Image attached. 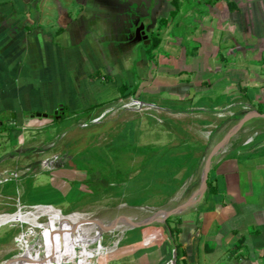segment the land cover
<instances>
[{
	"label": "crops",
	"instance_id": "1",
	"mask_svg": "<svg viewBox=\"0 0 264 264\" xmlns=\"http://www.w3.org/2000/svg\"><path fill=\"white\" fill-rule=\"evenodd\" d=\"M232 2L234 7L227 9V18L217 16L225 24L222 28L231 33L225 32L222 37L212 27L201 29L200 38L193 39L201 44L197 43L199 57L192 55L196 45L189 48L190 52L178 49L175 54L164 41L154 37L151 43V38L143 41L144 32L134 36L125 28L126 20L116 17L101 0H0V151L16 150L11 155L6 153L2 163L7 162L11 171L0 170V177L22 170L20 166L33 168L25 175L16 174L20 178L28 175L35 187L48 188L58 169L68 162L51 169L41 167L42 160L64 151L46 155L48 150L42 148L49 143L37 139L36 131L51 126L65 112L83 123L118 108L129 97L142 100L145 94L167 114L187 105L201 113L217 102L225 103L230 110L237 107L236 112L243 111L242 106H264V0ZM170 39L176 46V39L182 37ZM182 43L188 50L192 42L185 39ZM220 44L234 50V58L242 56L241 50L245 52L252 61L249 71L235 66V62L226 71L220 61H212ZM174 45L172 49L176 50ZM162 49L170 56H165ZM171 57L180 62L185 59L184 68H170ZM196 58L199 64L194 63ZM220 88L225 90L221 92ZM242 97L250 101L244 103ZM187 108L184 112L192 113ZM218 136L214 132L210 142L206 136L203 143L183 141L186 149L178 146L172 150L174 159L183 156L187 160L194 149L196 157L183 165L190 180L176 195L187 199L197 189L199 155L205 154ZM239 147L217 159L208 176L207 191L195 206L172 216L176 225L170 223L168 230L163 225H151V237L157 235L158 242L147 246L145 236L132 240L131 231L144 226L136 227L125 233L118 249L106 259L97 255L62 257L52 264H165L173 259L174 250L175 264H264V148L241 154ZM180 164L176 159L174 167ZM9 181H0V187L6 189ZM38 248L36 244L29 251Z\"/></svg>",
	"mask_w": 264,
	"mask_h": 264
},
{
	"label": "rangeland",
	"instance_id": "2",
	"mask_svg": "<svg viewBox=\"0 0 264 264\" xmlns=\"http://www.w3.org/2000/svg\"><path fill=\"white\" fill-rule=\"evenodd\" d=\"M164 1L166 3L163 13L164 22L160 25V29L156 28L152 32L151 37L156 40L159 39V42L164 41L166 47L170 46L169 48L171 49L169 51L175 54L179 52L178 49H182L181 51L187 53L191 51L189 49L191 46L196 45L198 47L199 41L195 42L193 39L200 38L201 29L204 30L205 27H212L218 33L220 31L222 37L226 35L225 32L231 33L226 28H222L225 24H222L217 19V16L221 15H226L224 18H227L226 11L230 7L226 0ZM238 1H242L244 4L246 0ZM222 10L225 12L222 13ZM204 17L207 18V21L203 19ZM170 35L172 37L180 36L182 39H176L177 45L175 46L170 39ZM185 39H188V42H192L191 45L188 44V50L182 43H185ZM170 43L175 46L176 50L172 49L173 45H170ZM199 48L192 51V55L200 57L201 51ZM164 51L168 52L167 49ZM164 51L162 49V52L166 54ZM241 52L242 56L237 55L234 58L232 55L234 50L228 47L224 49L222 44H220L218 53L214 54L212 61H220L219 65L227 69L226 71L231 69L235 62V66L246 69L248 72V67H252L249 66L252 61L245 52L242 50ZM184 53H182L181 57H185ZM165 56L169 57L170 55L167 53ZM223 56H225V59ZM174 59V57H171L170 68L171 66H177L183 69L185 59L181 60V62L178 59L176 61ZM194 63L199 64L200 62L196 58ZM220 66L218 67L220 68ZM167 67L169 68L168 64ZM182 78L184 79V77ZM244 88L248 92L249 88ZM223 89L225 90V88ZM223 89L220 88L218 90L222 92ZM242 89L243 87L240 94L243 93ZM237 92L239 90L234 95H237ZM261 93L264 94V91ZM213 95L215 97V94ZM254 95L256 94L252 95L253 101L256 100ZM148 97L151 98L145 94L141 96V99L159 107L158 103L149 102L150 99H147ZM240 101L246 103L250 100L242 97ZM213 104L215 105H211V107L218 106L216 110L210 107L200 113L196 112L194 106L190 108L187 105L184 108L179 107L176 109L178 110L177 113L169 111L170 115L163 109L137 112L119 110L116 107L105 118L86 128L79 126L81 123L79 117H73L69 112H65V115L59 120H54L51 126L49 125L45 129L36 131V137L37 139H45L48 143H53V148L48 150L46 155H52L53 152L63 153L64 151V153L70 155V160L63 168L58 169V174L54 175V181L48 185L49 189L47 187H35L34 180L30 179L28 175L21 178L20 175H17L19 182L11 178L5 185L6 189L0 187V213L15 212L18 203L23 206L44 204L47 206L40 208L62 216L73 212L89 215L93 212L109 210L126 204L130 207H161L166 205L170 199L176 196L177 191H173V188H175V185L178 187L179 182L174 181L175 178L180 179V184L182 180L181 187L189 179L184 174V172L187 173L186 167L176 170L170 166L174 162V159L168 156L171 155L172 150L178 146L184 149L185 147L181 145L183 141L203 143L206 141L204 139L208 137V142H210L209 140L214 132L220 135L233 121V115L241 113L236 112L238 111L237 107L231 110L227 109L229 106L223 102ZM259 106L261 105L249 106L251 109L248 108V111L253 108L255 110L260 109ZM186 108L192 113L184 112ZM261 108L260 110L264 112V106ZM160 113H162V116ZM260 126H263V124H252L245 128L247 133L242 134V141L252 138L253 140L251 142L248 141L249 143L243 142V145L237 150L239 153L245 154L264 148V137L262 136L263 134H260L262 131L264 133V130ZM256 134L257 136L255 137ZM11 140L14 143V139L11 138ZM234 141H232L231 145ZM2 145V149L6 148L4 143ZM7 151L2 154L0 151V170L9 169L7 162L2 163L3 159L6 153L11 155L16 150L12 147L9 149L10 152ZM204 155H199L200 168ZM167 156L169 160H167ZM19 169L22 170L16 171V173L22 172L24 167L20 166ZM31 169L33 170V168ZM10 173L6 174L9 175ZM24 177L28 178L22 179ZM196 179L198 181L194 190L198 186L200 176H197ZM6 192L11 194L8 195ZM18 193L20 195H17ZM46 221L45 218L39 220L42 223ZM175 221L174 217L167 219L168 224L176 225L177 222ZM39 229L37 225L28 224L2 225L0 227V264L9 263L17 259L26 249H28L26 254H29V250L36 245V243H32L35 242L34 239L40 234ZM152 229V226H144L131 231V239L136 240L145 236L143 241L146 242L147 246L151 245L153 241L156 243L159 238L157 235L151 237ZM95 234L85 229L69 231L64 236L65 239L63 238L62 240L60 249L63 248V251L57 260L62 257L72 258L75 256L78 259L77 257L83 258L84 256L93 255L106 259L109 254L118 249L125 235V233L123 235L113 233ZM146 236L150 238L147 239ZM29 241L31 245L27 244V247L25 244L26 242L29 243Z\"/></svg>",
	"mask_w": 264,
	"mask_h": 264
},
{
	"label": "bare ground",
	"instance_id": "3",
	"mask_svg": "<svg viewBox=\"0 0 264 264\" xmlns=\"http://www.w3.org/2000/svg\"><path fill=\"white\" fill-rule=\"evenodd\" d=\"M246 130H242L231 140L225 150L226 153L242 145V134H246ZM233 140L235 141L231 145ZM179 198L180 196L176 195L166 205L161 207H130L123 205L109 210L93 212L89 215L81 212H73L62 216L40 207L29 210L17 208L13 213H1L0 226L6 224H28L32 226L37 225L40 228V234L34 239L35 242L32 243L39 244V248L32 253L29 252L30 254L28 255H26L28 251L26 249L20 257L7 264H42L40 262L43 261L56 262L63 251V248L60 249L62 240L69 231L85 229L94 235H96L95 233L99 235L103 233L123 235L127 231L134 229L138 223L161 220L165 211L171 208ZM44 217L47 218V221L44 223L39 222Z\"/></svg>",
	"mask_w": 264,
	"mask_h": 264
},
{
	"label": "water",
	"instance_id": "4",
	"mask_svg": "<svg viewBox=\"0 0 264 264\" xmlns=\"http://www.w3.org/2000/svg\"><path fill=\"white\" fill-rule=\"evenodd\" d=\"M128 1V0H126ZM137 1V0H130ZM148 1V0H147ZM264 121V112H259L258 110L252 109V110H243L241 111V116L237 118H233V121L228 125L225 130L218 136L217 139L213 143H211L210 147L207 149L202 166L200 168V179L198 183L197 189L192 193V195L189 198H184L182 195L176 201L171 208L167 209L165 211V214L161 220L156 221H145L138 223L136 227L141 226H148V225H165L167 222V219H169L172 216H175L177 214L182 213L184 210L188 209L189 207L195 206L203 197L205 192L207 191L208 185L207 180L210 171L214 167L217 159L222 155V153L225 152V149L227 148L228 144L231 142V140L238 135L242 130H244L249 125L254 124H262ZM257 126V125H256ZM58 159L61 158V156L57 155ZM56 157H51L48 159V164H51ZM67 159H64V162H66ZM6 175H3L5 177ZM176 260V251L173 252V259L172 263L175 264Z\"/></svg>",
	"mask_w": 264,
	"mask_h": 264
},
{
	"label": "flooded vegetation",
	"instance_id": "5",
	"mask_svg": "<svg viewBox=\"0 0 264 264\" xmlns=\"http://www.w3.org/2000/svg\"><path fill=\"white\" fill-rule=\"evenodd\" d=\"M101 1L111 11H114L116 17L126 20L127 24L125 28L129 29L134 36H138V34H143L144 32L143 36L146 38L143 41L146 42L148 38H151V34L156 28L160 29V25L164 20L163 13L166 8L164 0H137L132 2L130 0ZM152 38L150 39V43Z\"/></svg>",
	"mask_w": 264,
	"mask_h": 264
},
{
	"label": "built area",
	"instance_id": "6",
	"mask_svg": "<svg viewBox=\"0 0 264 264\" xmlns=\"http://www.w3.org/2000/svg\"><path fill=\"white\" fill-rule=\"evenodd\" d=\"M152 105L153 104L144 102V101L137 99L135 97H129V99L122 101L117 109H119V110H132V111H137V112H142L144 110H150V109H152V110H159L160 109V107H157L155 105L152 106ZM243 109L248 110V107L243 106ZM111 110L112 109L106 110L102 114H100L99 116H97L95 118H91L88 121H85L83 123H80L79 126L81 128H86L91 124L97 123L100 120H102L103 118H105V116L107 114H109L111 112ZM53 146H54L53 143H49L48 145L43 146L42 151L50 150L53 148ZM56 156L57 155H53L51 157H56ZM59 156H61V158L58 159V157H56L55 160L51 164H48V159H50L51 157L42 160L39 164L44 169H51L52 167H55L57 165H64L68 162L69 155L67 153L60 154ZM65 158L67 159L66 162H64ZM30 171H31V168H26L22 171V174L25 175V174L29 173ZM5 175H6L5 177H3V176L0 177L1 182H6V181H9L11 178L17 177V174H12V175L9 174L10 176H7L8 174H5ZM46 206L47 205H44V204H36V205H32V206H23L21 203H18V205L16 206V209L19 208V209H23V210H29V209H36L38 207H46ZM45 219L47 220V218H45ZM21 225H24V224H21ZM22 237H24V235H22ZM165 264H173V263H172V260H170V261L166 262Z\"/></svg>",
	"mask_w": 264,
	"mask_h": 264
},
{
	"label": "trees",
	"instance_id": "7",
	"mask_svg": "<svg viewBox=\"0 0 264 264\" xmlns=\"http://www.w3.org/2000/svg\"><path fill=\"white\" fill-rule=\"evenodd\" d=\"M227 1V3H228V5H229V7H230V9H233V7H234V3L232 2V1H229V0H226ZM157 41L155 42V44H154V46L153 47H156L157 46ZM243 107V106H242ZM241 107V108H242ZM262 106H259V108L260 109H262L261 108ZM260 109H258L259 111H262V110H260ZM244 110V109H243ZM241 116V113H238V114H236V115H233V118H237V117H240ZM259 135V134H258ZM257 135H255V137H256ZM200 148L199 149H201V150H204L205 149V146H199ZM195 150V149H194ZM194 150H191V152H189L188 153V155L187 156H189V158H187V160H184V158H183V156H182V158H180L179 156H177V157H175V159H174V156H172V155H168V156H171V159L173 158L174 159V162L170 165V166H172V167H174V163H175V160L176 159H180L181 160V164L178 166V167H174L176 170H179V169H181V168H183V165L184 164H188L189 163V160L190 159H195L196 157H195V154H194ZM168 156H167V160H169L168 159ZM191 157V158H190ZM187 162V163H186ZM189 173H190V170H189ZM122 181V180H121ZM176 182H179V186L178 187H176V185L174 186L175 188H173V191H177L181 186L180 185H182V180H181V184H180V180H176ZM164 228L166 229V230H168L169 229V224H168V222L164 225Z\"/></svg>",
	"mask_w": 264,
	"mask_h": 264
}]
</instances>
